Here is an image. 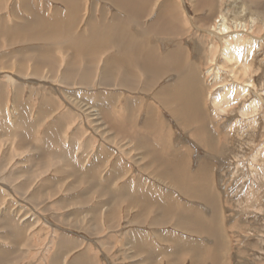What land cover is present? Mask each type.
<instances>
[{"label":"bare ground","instance_id":"6f19581e","mask_svg":"<svg viewBox=\"0 0 264 264\" xmlns=\"http://www.w3.org/2000/svg\"><path fill=\"white\" fill-rule=\"evenodd\" d=\"M8 1L10 2V4H13V5L17 6V7L19 6V4L23 3V5H22L23 7L21 6V10H24L23 12H21L23 14V16H17L16 20H14V25L13 26L9 23L10 19L8 18V14L5 17L3 15V12H1L6 7V5L9 4ZM41 1L43 3H45V4H48V3H50V1H52V2L57 3L58 5L55 7V9L50 11V13L49 12L41 13L34 6V5H36V0H14V1L13 0H0V14H1L0 15V72L6 71V72H10V73H14L15 74V76L10 75V74L9 75H5L6 79H1L0 78V148H1L0 149V154L2 153L0 155V156H2L0 158V189H1L0 190V199H1L2 195L4 196V193H3L2 189L5 188L6 186L4 185L5 187H3L2 184L5 183V184L9 185L11 188L13 187L15 189V191L17 192V194L19 196L23 197L24 201H27L25 199L33 201V199L35 198L33 203H35L34 205L38 208V206L41 207V203H42L41 200H36L37 199L36 196L38 195V193H40V191H42V188H46L48 186V184H50V185L52 184V186H54V182H50L49 179H44V181L42 180L44 183L41 186H38L36 184L38 183L39 180L36 181V179L39 178L40 176L38 175L34 179H31V180H30V177H31V172L33 171V165H35V163H37V162H40L43 159V157L50 156L51 152H52L53 156L54 155L60 156V154H56L54 152V151H57L60 147H59V138L57 137V132H55L53 130V126H54L53 123L48 125L46 130L42 127L44 130H43V132L41 131L42 130L41 126L46 124V123H48V119H49V116H50V112H47V108L44 109L45 103H48L47 107H49V104L51 103V102L49 103L51 98H49L47 96V94L50 93L49 90L55 89V87L59 83L68 84V86L71 85L72 87L75 86L76 88H79L81 90V89H84V88L94 89L95 85H93V83L96 80H97L96 83L98 82L100 84V86L112 87L113 89L118 87V84H117V82H118L120 84L119 86L124 87V88H128L127 90H130V89H132V86H130V85H133L132 83L135 82L134 81L135 79L132 78V77H136V75L134 73H132V69L135 68V67L136 68L138 67V68H141L142 70H144L145 77H146V82H147L148 85H150V82H152V81L156 82L159 78L164 77L165 75H166V78L167 77H172L174 75L175 76L174 82L164 85L160 89V93L159 94L161 95L162 99L165 101L164 104L167 105V108H169V110H171L176 116H178L182 120V122L185 123L186 125H188L191 122V120L193 119V116L196 115L197 112L203 114V112L201 110L202 108L200 106L201 105L200 101H201V97L202 96L204 97V99L209 98L210 100H212L211 101L212 105L211 104L210 105L213 106L215 114L216 113L217 114H223V113H227V111L232 114L235 110H237V114L241 115V118H242L243 122H247V121L250 122L249 119H248L250 117V115L253 112L258 111L260 109V107H262L261 105H263L264 99L262 98V94L256 91V93H255L256 94V98L253 99L251 101V103H249L247 105L244 104L239 109H237V107H235L236 101L238 99L244 98L245 97L244 95H246L249 91H252V87H255V84L253 83L254 81H253L252 78H248V80L246 79L245 81H243L244 82L243 85L239 86V90L235 94L233 93L231 88L225 87L224 90H222V92L219 95H215L213 93V91L216 88L213 87V89H211L210 88V83H207L204 80V78H203L204 74H203V72H201L203 70H200L199 75H198V72H197V71H199L198 68H201L202 66H200L199 61L195 62L196 60L194 59V57H192V60L189 61V59H187L186 56H185L184 50H181L179 48H177L176 50H174L172 52H167L165 54H159L155 50L154 45H152V43L149 42L150 44H148L146 42L147 40L146 41H144L145 39L143 40V38H142L143 36L139 35L137 32L136 33L133 32L134 34H132V28L135 29L134 27H140L141 28V32H142V16L144 15V13H146V11H148V9H154L156 7V5L157 6L159 5L160 7L164 8V12L165 13H163V9H161V10H159L156 13L155 16L152 17V20H149V21L146 22V24H148V25H147V27H146V29L144 31L147 32L148 35H154V36L158 37L161 34H172V33H175V34L178 35V34H181V33H183V34L190 33L193 29L191 27H187L186 26V23H187V21L189 19L188 16H190V15H189L187 9L182 8L183 6L182 7H178V6H181V1L183 2V0H179V2L176 1V0H100L105 5L106 4H111V5L115 6L117 9L119 8L118 10H123L124 11V16L123 15L120 16V14L118 12H115V13H113L114 16L111 18V20L110 21H106L108 17L106 16V13L102 10V12H101L102 13V15H101L102 19H101L100 23H97V22H99L98 21L99 17L97 18L95 16L97 19L94 20V14H95V11H96L94 8L98 9L97 8V5L99 4L98 0H41ZM190 1L193 4L192 7H194V11L196 13L197 12H198V14L203 13L207 17L209 16L208 18L207 17L203 18V19L200 18L203 21L204 24H209V25L204 26L202 24H199V27L197 28V30L199 29L201 33L200 34H196V35H198L197 37L199 38V40L195 39V44L198 43L199 49H200V47H202V49H204L205 48L206 39L210 40L215 35V42H214L215 45H216L217 41H220V42L222 41L223 43L225 42L224 43L225 45L222 44L223 47H221V49L219 51V56L222 59V61H221L222 64H229V66L231 65V68H229V69H231L230 73L236 74L235 73L236 71L234 72V69H235V67H234L235 64L234 63H240V65H242V66H240L239 69H241L243 74H247L249 72V68L251 67V64H252V58H251L252 56L251 55L254 54V51L252 50V46L248 47L249 50H248L247 54L244 53L245 54L244 55V59H242L241 58L242 57L241 53L239 52L238 49L235 50V48L232 47V45H234V44H232V40H230L228 38H229V34H231L230 38H232V37H235V38L241 37L242 34L244 33L243 31L247 32L248 28L245 29L246 26L244 25V27L242 28L243 31L233 32V30H232L233 29L232 28L233 25L228 23V18L225 15H222V17L220 19H217L218 23H216V21H215V23L212 24L209 21V20H211L210 19V14L213 13V11L215 10L216 7H217L216 9H219L218 6H220V8L222 6V4H220V2L217 1V0H190ZM162 2H164V4ZM14 3H16V4H14ZM88 4L91 5L90 10H94L93 13H92V11H90L88 13V10H87V7H86ZM161 4H163V5H161ZM173 5L176 6L175 8H179V9L182 8L183 11L179 12V13H176V11L174 12V9H173L174 6ZM60 7H62L63 9H60ZM165 10H167V12ZM152 11L153 10H151L150 12H152ZM180 11H181V9H180ZM17 12H20V11L14 10V14L15 15L18 14ZM21 13H20V15H21ZM153 14L154 13H152V15ZM87 15H88L89 19H91L90 22H89L91 24L89 30H86V31H83V32L79 31L77 33H74V30H73L72 26L74 25V27L77 28L75 25H77V23L79 25V23H81L79 21L84 20ZM202 16H204V15H202ZM82 23H83V21H82ZM202 31H203V33H202ZM241 32H242V34H241ZM232 33H235V34H232ZM183 34H181V35H183ZM226 35H228V38L226 37ZM192 37L194 38L195 36H192ZM242 37H244V36H242ZM226 38H227V40H226ZM224 39H225V41H224ZM234 42H235V40H234ZM19 43H22L23 46L24 45L25 46L21 47L19 49H15V50L11 51L10 53L9 52L8 53H6V52L2 53L3 47H5L7 45L9 47H13V46H15L16 44H19ZM153 44H154V42H153ZM215 45L211 44L209 47L212 49L213 47L215 48ZM241 45H242V42H241ZM246 45H250V44H246ZM251 45H253V44H251ZM179 46H181V45H179ZM177 47H178V44H177ZM237 47H238V45H237ZM158 50L162 51L161 49H158ZM160 51H158V52H160ZM213 51H214V49H213ZM98 52L106 54V56H104V58L102 59L103 60L102 63L99 66H98V63H97L98 60L96 59V56H95L96 53H98ZM200 52L201 51H199L198 53H200ZM56 53L63 54V57H58V58L56 57L55 58ZM202 54L203 53H200V56L198 54L199 58H201V59H202ZM187 56H188V54H187ZM210 59H212V58H210ZM214 63H215V61H214ZM222 66L224 67L225 65H222ZM216 70L219 71L217 68H216ZM98 71H99V73H98ZM141 78H142V75H141ZM136 81H138V80H136ZM47 82H50V83L49 84H45ZM40 85L45 87L44 94L46 95L45 97L47 99L43 100V102L41 101L42 104L40 106V109L36 107L37 109H39L37 111V114H36V119L35 120L31 119V121H30L27 118L26 112L24 110V107H26L29 102H27V104L24 103V98H23L24 96L23 95L26 94L25 91H29L30 95L32 96L38 89L36 87H38ZM26 87H28V90H26L27 89ZM68 89H70V88H68ZM151 91H152V87H151ZM67 93H66V95H67ZM77 93L73 92V93H70V94L73 95V96H76ZM105 93L108 94V95H106ZM63 94H64V97H66L65 93H63ZM200 95H201V97H200ZM93 96L96 97L95 98V100H96L95 103H97V105L92 106V107H90V105H89V107L88 106L86 107V109H89L91 113H93V111L94 112L98 111L97 113H98V115H100L102 113V111H104V113H106V111H108V108L111 109V106L112 107L114 105L117 106L116 105L117 101H116V98L113 97V93H108L106 91H103V92L99 91L98 93H94ZM120 96L121 95H119V97ZM36 99H38V98H36ZM53 99H55V98H53ZM75 99H76V97H75ZM134 103H132V109H135L134 108L135 107ZM128 104L130 105V103H128ZM62 106L63 105H61V107ZM97 106H98L99 109H97ZM30 107H32V106H30ZM129 107L130 106H128L127 108H129ZM142 109H141V111H142ZM149 110H151V109H149ZM231 111H233V112H231ZM60 112H58V113H60ZM124 112H125V114L127 113L126 110ZM133 112H134V110H133ZM60 114H59V116H60ZM153 117H154V115H153ZM60 119H62V118H60ZM127 119H129V118H127ZM195 119H197V118H195ZM198 120H200V122H201L200 123L201 128L197 129V131L201 132V129H205L206 126H209L208 125V121H206L204 119H201V118H198ZM78 122L79 121H77V123ZM232 122L233 123L230 124L232 128H230V129H237V131L241 132V130L238 128L239 125L241 124V120H235V121H232ZM67 123H68V121H67ZM73 123H75V122H73ZM77 123L74 124V125H77ZM200 125H198V126H200ZM101 128H102V126H101ZM71 129H72V127H71ZM229 132H230V130H229ZM74 134L76 135L77 132L74 133ZM74 134H73V136H74ZM120 134H122V133H120ZM120 134H118V135H120ZM149 134H151V133H149ZM105 135H107V134H105ZM164 135H165V133H164ZM198 135L200 136V134H198ZM77 136H78V134H77ZM61 139H63V138H61ZM80 139L84 140L83 138H79V141H80ZM226 141H228V140H226ZM205 142L209 146L210 150H207L208 152L206 151L205 155L202 156L201 160H199L200 164H201V167L199 168V164H198V168L199 169L197 171H194L196 173L194 175H192V173H191V176H193V177H191L189 175L193 180L197 181V186H202V189H200L199 187H192L193 185H191V184H194V181L190 180L191 178L189 176H188L189 180L192 181L193 183L190 182V184H189L188 183L189 181L188 182L187 181H183L182 186L185 188L186 192L188 190L190 192H192V194L195 196V198L197 197V198H200V199L204 200L205 202H208V200L210 199L209 198V191L210 190L208 191L209 187H207V190H204V187L210 185V184L208 185L207 182H206V180H207L206 177L211 172V171L210 172L208 171V167L210 166V164L212 165V163H210V157L214 156V155L217 156L218 154H221V151H220V153L216 152L217 151L216 149H218V147H219L218 145L219 144H218V140L215 137H213V135H211V137H209V138L206 137L205 138ZM65 143H67V142H65ZM77 143L79 144V142H77ZM82 143H83V141H82ZM137 143H138V141H137ZM206 143L205 144L203 143V144L206 145ZM220 143H221V141H220ZM207 145H206V147H208ZM73 146H74V144H73ZM222 147H225V146H222ZM64 150H65V148H64ZM222 150H224V149H222ZM165 151H166V149H165ZM11 152L12 153L15 152L16 156H17L16 157L17 159L15 158V156L13 157L14 158L13 161L16 159L15 160L16 163H14L15 167L10 169L9 168L10 166H9L8 168L10 169V171H8L7 169H6L7 171H4L5 167H7V165H8V163H7L8 159L10 158V157L6 158V156H8V153L10 154ZM121 152L123 153V151H121ZM209 152L212 153V154H210V156L208 158H206L207 157L206 154L209 155ZM78 153H79V151H78ZM98 153H99V151H98ZM106 153H107V151H106ZM184 153H182V154H184ZM22 156H23V158H20ZM174 156H177V155L175 154ZM136 157H137V155H136ZM183 157H184V155H183ZM167 158L168 157H166L165 159H167ZM154 159L152 161H154ZM60 160H62V159H60ZM158 160H160V159H158ZM158 160H157V162H158ZM254 161H255V163H254L255 165L252 164L251 167L254 168V174L256 176L255 179L259 182V184H256L254 182L253 185L250 186V188L246 192V194L244 196H242V198H241L242 200L240 201V203H241L242 209L244 208L243 211H245V212H247L245 210V208L246 207L248 208L249 206H251L252 202L257 197V195L262 194V188L264 187L263 186L264 185V166L262 165L263 166L262 167V171H258V168H257V165L259 166V163L260 164L264 163V156H263V154L261 155V151H259L257 153V155L254 158ZM61 162H63V161H61ZM160 162H162V160H160ZM165 162H166V160H165ZM17 164H18V166H17ZM159 164H161V163H159ZM66 165H68V167H70L72 165L71 161L67 160ZM145 165H146V163H145ZM51 166H53V165H51ZM159 166L160 165H158V167ZM170 166H171V164L169 163V165L167 164L165 166V168L167 170L170 169L171 172L174 173L176 170L172 171V169H176L177 166L175 168L174 167L170 168ZM35 167H36V165L34 166V168ZM161 168H162V165H161ZM177 168H179V167H177ZM156 170H158V168ZM179 170H181V167L179 168ZM68 171L69 172L72 171V173H77V172H75V170H71V169L70 170L68 169ZM145 171H147V170H145ZM160 172H161V174L162 173L164 174L166 171L162 172V170L160 169ZM166 173H165V175H166ZM176 173H174V175ZM188 173H187V175H188ZM151 174H153V173H151ZM180 174H182V173H180ZM70 175H75V174H70ZM92 175H94V174H92ZM158 176H159V174H158ZM161 177H162V175H161ZM20 178L21 179L25 178L27 180L20 181ZM173 179H175V176H174ZM185 179H183V180H185ZM155 180H158V178L155 179ZM175 180H177V179H175ZM179 180L180 179L178 178V181H177L178 183H179ZM34 181L36 182V184L33 183ZM73 181H75V180H73ZM207 181H209V178H208ZM205 183H206V185H205ZM92 184L94 186H96V183H92ZM173 184H174V181H173ZM179 184H181V181H180ZM211 184L213 185L214 182L211 183ZM58 185H59L58 182L55 183V186H58ZM36 186H38V187H36ZM78 186H80L79 183L76 185L73 182V183L69 184L68 189H66L64 187V188H61L60 191H55L52 196L49 195L50 198L51 197L53 198L54 196H58V195L63 194V196L61 197V199L62 198L63 199L61 201H59V202L54 201V202H57L56 203L57 205L55 206L54 209H57L56 212L59 213L57 216H55L56 219L58 220L57 223L59 225L61 224L63 226L67 225L68 227H72L73 225H76V224H78L81 221V219H80V221L77 222L75 219H73V217H68V215L66 214V212H67L66 210H68L66 207L71 205V200L75 199L77 196H75L73 194L71 197L68 198V196H65V192H69L70 191L69 193H71V192L74 193L78 189ZM159 186H160V184H159ZM212 187L213 186H211V188ZM102 188L104 190L107 189L105 186L102 187ZM96 189H98V188H96ZM148 189H150V187H148ZM174 189H176V188H174ZM66 190H69V191H66ZM151 190H154V189L152 188V189H150V191ZM101 191H102V189H101ZM110 192H111V190L109 191V193ZM213 193H215V192H213ZM101 194H104V193H101ZM167 194H168V192H167ZM181 194H183V193L181 192ZM40 195H39V197H40ZM44 195L46 197L45 193L43 194V196ZM79 195H82V193H80ZM12 196H14V195H12ZM132 196H134V195H132ZM218 196H220V194ZM259 196H261V195H259ZM104 197H106V196H104ZM46 198H48V197H46ZM103 198L101 197V199H103ZM117 198H119V197H117ZM190 198H192V197H190ZM111 199L113 200V198H111ZM80 200H82V199H80ZM2 201L0 202V264H15V263L19 262V261H14L13 260V258H15V257H17L18 259H21V260L25 259V258H28V255L26 253H25V255H21V256L18 257V254H17V250L18 249L17 248H19L20 244L22 245L23 243H26V247L31 249V248H34V247L38 246V242H37L36 239H32V236L30 238H27L26 233H24L26 228L29 226L28 223H26V226L24 228H21L18 224H16L14 218L11 219V218L6 216V214L7 215H11V211H13L12 213H14V215H16L15 212L18 215H20L19 211L22 210V207H16V209H15V207H14L15 205L14 204L16 202L15 203L14 202L13 203L12 202L9 203V201H8V203H4ZM160 201L161 200H159V203H160ZM188 201H190V200H188ZM191 201H193V200H191ZM46 202H47V200H46ZM74 202H76V201H74ZM68 203H69V205L66 206ZM123 204H121V205H123ZM47 205H49V204H47ZM51 205H52V203H51ZM209 205H212V204H209ZM84 206H87V205H84ZM90 206H92V205H90ZM116 206H118V205H116ZM168 207H169V205H168ZM194 207L195 206H193V208ZM260 207H259V209H261ZM18 208H19V210H18ZM92 208H93V206H92ZM120 208H122V206ZM151 208H155V207L152 206ZM12 209H14L16 211L14 212V210H12ZM64 209H65L66 212H64ZM164 209H167V208H164ZM207 210H208V207L206 208V210L204 209V211H206V212H207ZM211 210L213 212V208ZM52 211H53V209H52ZM78 211L80 212V210H78ZM160 211L163 213L162 215L165 218H168L167 217V212H169L170 210L169 211L166 210L167 211L166 212L165 210H163L161 208ZM49 212H51V211H49ZM161 212H158V214L161 215ZM195 212H196V210H195ZM57 213H55V214H57ZM201 213L202 212H200V214ZM211 213L209 214L210 217H208L209 223H206L203 220L202 217H201L202 219H199L200 216L197 215V214H199L197 212L195 214L193 212L192 213H187V212L183 213L181 215V217H180L179 226L184 228L186 231H189V232H191L193 234L198 233V234H201L203 236L204 235L208 236L209 239L212 240L211 242H213L218 247L216 250H214L215 252L212 255V257L210 255L211 251H210L209 255H208V253L204 254V252H202V251L200 252V249H198L197 246H194L195 244L193 245L191 242L187 243L188 242V240H187L184 245H182L180 242L179 243L177 242V244L174 245V249H173V247H171L172 249L168 248L167 251H168V254H169V258L171 259L170 260L171 262L169 264L175 263V262H173V260L178 258V255L181 254L180 252L182 250H188L189 248H193L195 250V251L193 250V253H191V261H192L191 263L192 264H199L198 262H200L201 259H205L207 257H209L211 259V264H212V263H214V261L212 259L214 256L216 257L215 263L220 264V256H219V254H217V251L219 250L220 247L223 248V245L221 243L222 239H221L220 233L218 232L219 230H218V225H217V217L213 218V215H211ZM206 214L208 215V213H206ZM221 214H222V212H221ZM128 215H130V214L128 213ZM87 216H86V218H87ZM149 217H150V215H149ZM134 218H137V215ZM158 218H159V216H157L156 219L158 220ZM224 218L226 219V217H224ZM94 219H95V217L93 219H91L90 222L95 223ZM131 219L132 218H130V220ZM44 220H46V219H44ZM219 220H221V219H219ZM164 221H165V219H164ZM42 222H43V224H41ZM127 222H129V221H127ZM131 222H136V220L131 221ZM36 223L39 224V225H43L42 229H44V230H45L46 226L50 228V225L48 226L46 224V223H48V221L44 222L43 220L41 221V219H37ZM80 223L81 224H87V225L89 224V222H84V220L81 221ZM157 223L158 222L156 221V225H157ZM165 223H163V224H165ZM219 224H220V221H219ZM61 225H60V227H62ZM91 225H90V227H91ZM159 225H160V222H159ZM160 226H162V225H160ZM165 226H167V225L165 224ZM56 227H58V226H56ZM82 227H84V225ZM53 228H55V227H53ZM221 228L223 229L222 226H221ZM51 229H52V227H51ZM85 229H87L88 232H91V235H92V233L96 232V229H95V232L91 231L90 230L91 228L88 229L87 227H85ZM104 229H105V226H104ZM47 230H48V228H47ZM57 230H59V229L57 228ZM93 230H94V228H93ZM164 230H166V229H164ZM51 232H52V230H51ZM57 232L59 233V231H57ZM84 232L86 233V231H84ZM183 232H185V231H183ZM189 232H187V233H189ZM54 233H55V229H54ZM50 235H51V233H50ZM93 235H95V234H93ZM53 236L52 237H50V236L47 237V235H45V234L43 235L44 238H47V239H45V241H46L45 245L47 244L48 246L46 245L45 247L48 250H50L52 248L51 247L52 244H55L54 243L55 242L54 241V239H55L54 237L55 236L54 237ZM58 236H59L58 237V245H57L58 248H56L54 254L51 256V263L52 264H62V258L65 257V249H67L68 246H70L69 245L70 242L67 243V241L69 239L67 233H65L63 231H60ZM135 236L136 237L133 236L134 240H135L134 243H133L134 246L132 245V247H131L132 252H134V253H132V256L133 257H135V256L140 257V255L143 254L142 251L140 250V248H142L141 245L144 246V243H142L143 237H142V235L139 232H137ZM163 236H164L163 239H166V242H171L173 244V242H172L173 238L169 237V239H168V236H166V232H165V234H163ZM165 236H166V238H165ZM175 236H177V235L175 234ZM175 236H174V238L175 239L178 238V241H179V237H175ZM37 238L40 239L39 235L37 236ZM49 239L51 241H49ZM71 239H72V237L70 238V240ZM240 240H242V239H240ZM43 245L44 244H42V246ZM102 245H104V244H102ZM80 246H79V248H80ZM127 246H128V244H127ZM8 247H11L12 250H8L7 249ZM114 247H116V246H114ZM109 248H112V247H109ZM51 251H52V249H51ZM106 251L108 252V250H106ZM109 252H110V249H109ZM147 253H148L147 255H151L152 254L151 251H148ZM142 257H143V255H142ZM134 259H136V258H134ZM74 260L76 261V259H74ZM152 260H154V259H152ZM30 263H28V264H30ZM154 263H156V262H152V263L150 262V264H154ZM75 264H77V261H76ZM133 264H141V263L135 262ZM175 264H178V263H175ZM204 264H205V262H204Z\"/></svg>","mask_w":264,"mask_h":264},{"label":"crops","instance_id":"0c3cea01","mask_svg":"<svg viewBox=\"0 0 264 264\" xmlns=\"http://www.w3.org/2000/svg\"><path fill=\"white\" fill-rule=\"evenodd\" d=\"M98 2H99V4H100V2L103 3L100 0H98ZM8 3H10V2L8 1ZM162 3L164 4V2H162ZM163 4H161V5H163ZM10 5H13V4H10ZM22 5H23V3L19 4V7H21ZM101 5L102 4H100L99 6L103 7V5H105V4H103L102 6ZM106 6L111 7V13L108 15V18L106 21H110L111 18L114 16L113 13H115V12H118L120 14V16L121 15L124 16L123 10H118L119 8L117 9L115 6H113L111 4L110 5L108 4ZM158 6L156 5V7L154 9H148V11H146V13H144V15L142 16V32H141L140 27H134L135 29L132 28V34L137 32L139 35L143 36L142 37L143 40L144 39H145L144 41L147 40L146 42L148 44L152 43V45H154L155 50L159 54H165L167 52H172V51L176 50L177 48L184 50L186 58L189 59V61H191L192 58L188 52V50H190L189 49L190 43L188 41H186V37L190 36V40L193 39L192 36H195L194 38H196L197 32L195 30H192L190 33H186V34L181 33L183 35H181V34L177 35L175 33H172V34H161L158 37L154 36V35H148L147 32L144 31L148 25V24H146V22L149 20H152V17L155 16L159 10L163 9V13H165L164 8H162L160 6L158 7ZM86 7L88 10V13L90 11H92V13L94 12V10H90L91 7L89 5H87ZM175 7L176 6L173 7L174 12L176 11V13H179V12L183 11L182 8H185V5H183L182 1H181V6H178V7H182V8H180L181 11L179 8H175ZM14 10H15V5H14V8L11 12L13 14H10V15L8 14V18L12 21H14L17 18V16H23L22 13L20 15V12H17L18 14L15 15ZM149 10L150 11L153 10V11L150 12ZM165 11L167 12V10H165ZM101 12H102L101 9H99V10L96 9V11H95L94 20L99 17L98 18L99 22H97V23L101 22V19H102L101 18V15H102ZM152 13H154V14L152 15ZM6 14L7 13H5L4 15H6ZM88 19H89V17L87 15L85 17V19L82 20L83 23H82V21H79L81 23H79V25H78V23H77V25H75L77 28H75L73 25L72 27H73L74 33H77L79 31L83 32V31L89 30V28L91 26V24L89 22L91 19H89V20ZM189 22H190V25L193 26V24H192L193 22L192 21H189ZM197 28H196V30H197ZM186 35H188V36H186ZM153 42H154V44H153ZM177 44H178V47H177ZM16 45H18V44H16ZM179 45H181V46H179ZM158 49H161L162 51H160ZM12 50H15V49H12ZM158 51H160V52H158ZM187 54H188V56H187ZM95 56H96V59L98 60L97 63L99 66L102 63V61H103L102 59L104 58V56H106V54L98 52V53H96ZM198 69H199V71H197V72L199 75V72H200V70H202V68H198ZM98 73H99V71H98ZM132 73H134L136 75V77H132L135 79L134 80L135 82L132 83L134 86L130 85V86H132L133 90L132 89L127 90L128 88H125L124 92H123L122 90L118 89L119 87H121V86H119L120 84L118 82H117V84H118L117 88L113 89L112 87H103V86H100V84L98 82L96 83V81H97L96 80L93 83V85H95L94 89L84 88V89L80 90L79 88H76L75 86L72 87L71 85L68 86V84L59 83L57 85L58 87L56 86V88H58V90L50 92L49 94H47V96L49 98H51V100L49 101V103L50 102L51 103L49 104V107H47L48 103H45L44 109L47 108V112H50V116L48 119V123L42 125L41 128L43 127L46 130L48 125L53 123V125H54V126L52 125L53 130L55 132H57V137L59 138V147H60L57 150L58 152L57 151H54V152L56 154H60V156H56V155L53 156L52 152H51V155L49 154L50 156L43 157V159L40 162L36 161L37 162V163H35L36 167L34 168L35 165H33V171L31 172L30 180L34 179L36 176L39 175L40 177L36 179V181L39 180L38 183L36 184V182L34 181L33 182L34 184L41 186L44 183L43 182L44 179H49L50 182H54V186H52V184L51 185L48 184L49 187L47 186L46 188H42V191H40V193H38V195H37L38 197L36 196V198H37L36 200L42 201L41 207L38 206V208H37L34 205L35 203H33V201L35 198L33 199V201L25 199L27 201H24V202H25V206L30 209L29 211L32 212L33 215L37 216L39 219H41V221L42 220L44 222L48 221V223H46V224L48 226L50 225V228L46 226L44 233H45V235H47V237L48 236L52 237L54 235L55 237L54 236L53 237L55 238L54 239L55 244H52V246H51L52 251H51V249L48 250V252H49L48 254H40L41 251H44V247L47 244L43 248L34 247L31 249H29V248L27 249L26 243H23L22 245L20 244V246L18 248L19 250L17 251V254H20V253L28 254V253H30V255L28 258H25L22 260L15 257V258H13L14 261H19V262L27 261V264L30 262H31L30 264H33L36 262H38L37 264H42L41 262H43V264H52L50 257L54 254L56 248H58V246H57L58 245V237H59L58 234L60 233V231L67 233L68 238H69L67 243L70 242L69 243L70 246H68V248L65 249V257L62 258V264H75L76 261H77V264H116V263L117 264H127V263L133 264L135 262L145 263V264L146 263L150 264V262L151 263L156 262L157 264H161V263L162 264H169L171 262L170 261L171 259L169 258V254L167 251L168 248L172 249L171 247H173V249H174V245H176L177 242L178 243L180 242L182 245H184L187 240H188L187 243L191 242L193 245L195 244L194 246H197L198 249H200V252L202 251V252H204V254L208 253V255H209V253L211 251L212 254L210 253V255L212 257V255L215 252L214 250H216L218 248L215 244H212L210 242L212 240H210L209 237L206 235L203 236V235L198 234V233L193 234L189 231H186L184 228L179 226V224H180L179 221H180V217L183 213H186V212L192 213L193 212L195 214L197 212V213H199L197 215L200 216L199 219L203 218V220L206 223H209L208 217H210L209 214L212 212L211 209L213 208V212L211 213V215H213V218L217 217V225H218V230H219L218 232L221 235V239H222L221 243L223 245V248L220 247L219 250L217 251V254H219V256H220V264H231L230 262L232 261V251H233V249H232V233H229L228 230L232 229V227H229V223H228V219H227V213H226V205H225L226 202L224 200L222 192L217 188V184H216L217 180L215 178V170H216V167L218 164L217 163L218 162V160H217L218 156H215L213 154L214 156H212L210 158L212 161V165L210 164L211 172L209 174L210 176L207 175V177H206L207 180L209 178V181H207L205 179L207 184L208 185L210 184L209 186L204 187V190H207V187H209L208 191L210 190L209 191V198L210 199L208 200V202H205L204 200L197 198V197L195 198V196L192 194V192H190L189 190L186 192L185 188L182 186L183 181H187V182L189 181L188 182L189 184H190V182L193 183L192 181H194V184H191V185H193L192 187H199L200 189H202V186H197V181H195L191 178V177H193V176H191V173H192V175H194L196 173L194 171H197L201 167L199 160H201L202 156H204V154L203 155H200V154L197 155L198 154L197 148L198 147L203 148V150H205V152L207 150H210L209 146L205 142V138L206 137L209 138V137H211V135H213V137H215L219 143L216 125L214 124V117L212 116L211 110L206 109V105H205L206 101H205L204 97L203 96L201 97V95H200V97H201V101H200L201 105L200 106L202 108L201 110H202L203 114L197 112V114L194 115L195 117L193 116V119L191 120V122L188 125H186L185 123L182 122V120L178 116H176L171 110H169V108H167V105L164 104L165 101L162 99L161 95L159 94L160 89L164 85L174 82V79H175L174 75L172 77H167V78L165 75L164 77L159 78L156 82L155 81H152L153 83L150 82V85H148L146 82L144 70H142L141 68L135 67L132 69ZM141 75H142V78H141ZM203 78L206 81L204 75H203ZM136 80H138V81H136ZM67 87L70 89H68ZM151 87H152V91H151ZM60 88H63V89H60ZM99 91H102V92L106 91L108 93H113V97H115L116 101H117V104H116L117 106L114 105L113 107H111V109L108 108V111H106V113H104V111H102V113L100 112L101 113L100 115H98V113H97L98 111H95V112L93 111V113H94L93 114L90 112L89 109H86V107L87 106L89 107V105H90V107L97 105V103H95L96 97L93 95H94V93H98ZM69 92L70 93H73V92L77 93L78 92V93L76 94V96H73ZM61 93L62 94L65 93L66 97H64V94L62 95ZM66 93H67V95H66ZM29 95L30 94H24L23 98H24V103L27 104V102H29L28 105L26 107H24V110L26 112L27 118L31 121V119L32 120L36 119L37 111L40 109V106H41L43 100H46L47 98L45 97L46 96L45 94H33L32 96L31 95L29 96ZM106 95H108V94H106ZM119 95H121V96L119 97ZM75 97H76V99H75ZM36 98H38V99H36ZM53 98H55L56 100ZM131 102L135 104V107H134L135 109H132V103ZM128 103H130V105ZM61 105H63V106L61 107ZM30 106H32V107H30ZM126 106L127 107L130 106V107L127 108ZM36 107L39 109H37ZM139 108H140V110H139ZM97 109H99L98 106H97ZM141 109L143 112L141 111ZM149 109H151V110H149ZM125 110L127 112L126 114L124 112ZM133 110H134V112H133ZM209 111L211 112V115H209L210 114ZM58 112H60L61 114ZM59 114H60V116H59ZM153 115H154V117H153ZM59 117L62 119H60ZM54 118H56V119H54ZM127 118H129V119H127ZM195 118H197V119H195ZM198 118H201V119L208 121V125H209V126H206L205 129H201V132L197 131V129L201 128V125H200L201 122H200V120H198ZM67 121H68V123H67ZM77 121H79V122L77 123ZM73 122H75V123H73ZM76 123H77V125H74ZM198 125H200V126H198ZM101 126H102V128H101ZM71 127H72V129H71ZM43 128L41 130L42 132L44 130ZM76 132H77L78 136H77V134L76 135L74 134ZM120 133H122V134H120ZM149 133H151V134H149ZM164 133H165V135H164ZM73 134H74V136H73ZM105 134H107V135H105ZM118 134H120V135H118ZM198 134H200V136ZM61 138H63V139H61ZM79 138H83L84 140L80 139V141H79ZM182 138H184V139H182ZM82 141H83V143H82ZM137 141H138V143H137ZM65 142H67V143H65ZM77 142H79V144ZM203 143L204 144L206 143V145L208 147H206V145H204ZM73 144H74V146H73ZM64 148H65V150H64ZM165 149H166V151H165ZM216 150H218V149H216ZM78 151H79V153H78ZM98 151H99V153H98ZM106 151H107V153H106ZM121 151H123V153ZM182 153H184V154H182ZM175 154L177 156H174ZM210 154H212V153L209 152V155L206 154L207 157L206 156L205 157L208 158L210 156ZM136 155H137V157H136ZM183 155H184V157H183ZM165 156L168 157L169 159L168 158L165 159L166 158ZM152 158L153 159L155 158L154 161H152L153 160ZM60 159H62V160H60ZM156 159L162 160L163 163L160 162V160H158V162H157ZM67 160L71 161L72 165L70 167H68V165H66ZM165 160H166V162H165ZM61 161H63V162H61ZM167 161L171 164L170 168H173V167L175 168L177 166L179 168L181 167V170H179V168H177V167H176V169H172V171L176 170L174 173L177 172L174 175V173L171 172L170 169L167 170L165 168V166L167 164L169 165V163ZM145 163H146V165H145ZM159 163H161V164H159ZM198 164H199V168H198ZM51 165H53V166H51ZM158 165H160V166L158 167ZM161 165H162V168H161ZM17 166H18V164H17ZM157 168H158V170H156ZM68 169L69 170L70 169L75 170V172H77V173H72V171L69 172ZM144 169L147 171H145ZM160 169L162 170V172L166 171L167 172V173L165 172L166 175H165V173L161 174ZM151 173H153V174H151ZM180 173H182V174H180ZM187 173H188V175H187ZM70 174H75V175H70ZM92 174H94V175H92ZM158 174H159V176H158ZM161 175H162V177H161ZM174 176H175V179H177V180L173 179ZM188 176L191 178L190 180H192V181L189 180ZM157 178H158V180H155ZM178 178L180 179L179 183L181 181V184H179L177 182ZM183 179H185V180H183ZM22 180L25 181L27 179H25V178L21 179L20 178V181H22ZM73 180H75V181H73ZM173 181H174V184H173ZM57 182L59 184L58 185L59 187L55 186V183H57ZM73 182L76 185L79 183L80 186H78V189L74 193H72V192L69 193L70 191L66 190L69 192H65V196H68V198H69L74 194L77 197L75 199L71 200V205H69V203L66 205V206L69 205L68 207H66L68 210H66L67 211L66 212L64 209V212H66L68 217H73V219H75L77 222L80 221V219H81V221L84 220V222H89V224L88 225L87 224H81L80 223L81 221H80L78 224L73 225L72 226L73 228L68 227L67 225L63 226L60 224L63 227L62 228L57 223L58 220L56 219L55 216H57L59 213H57L56 212L57 209H54V208L57 205L56 203L63 199V198L61 199L63 194L58 195V196H54L53 198L52 197L50 198V196H52L55 191H60L61 188L65 187L66 189H68L69 184H71ZM213 182H214V184L212 185L211 183H213ZM92 183H96V186H94ZM159 184H160V186H159ZM205 185H206V183H205ZM38 186H36V187H38ZM104 186L107 188L106 190H104L102 188ZM211 186H213V187L211 188ZM148 187H150V189L153 188L154 190L150 191V189H148ZM96 188H98V189H96ZM174 188H176L177 190ZM101 189H102V191H101ZM110 190H111V192L109 193ZM167 192H168V194H167ZM181 192L183 194H181ZM213 192H215V193H213ZM44 193L46 194V197H48V198H46L45 195L43 196ZM80 193H82V195H79ZM96 193L97 194L99 193V194L97 195ZM101 193H104L105 195L101 194ZM219 194H220V196H218ZM39 195H40V197H39ZM132 195H134V196H132ZM100 196L102 198L104 196H106V197L101 199ZM117 197H119V198H117ZM190 197H192V198H190ZM79 198L82 200H80ZM111 198H113V200ZM46 200H47V202H46ZM159 200H161L160 203H159ZM188 200H190V201H188ZM191 200H193V201H191ZM54 201H57V202H54ZM74 201H76V202H74ZM51 203H52V205H51ZM47 204H49V205H47ZM121 204H123V205H121ZM209 204H212L213 206L209 205ZM84 205H87L88 207L84 206ZM90 205H92L94 209ZM116 205H118L119 207ZM168 205H169V207H168ZM121 206H122V208H120ZM152 206L155 208H151ZM193 206H195V207L193 208ZM207 207H208V210L206 212V211H204V209L206 210ZM51 208L53 209V211ZM161 208L165 211L166 210L171 211V212L166 211L168 218H165L162 215L163 213L160 211ZM164 208H167V209H164ZM78 210H80V212ZM195 210H196V212H195ZM49 211H51V212H49ZM158 212H161V215L163 217L160 214H158ZM200 212H202V213L200 214ZM205 212L208 213V215ZM221 212H222V214H221ZM55 213H57V214H55ZM128 213L130 215H128ZM136 215H137V218H134ZM149 215L151 218L149 217ZM86 216H87V218H86ZM157 216H159L158 220L156 219ZM94 217H95L94 221L96 224L90 222L91 219H93ZM224 217H226V219ZM130 218H132L133 220L132 219L130 220ZM163 218L165 219V221ZM44 219H46V220H44ZM219 219H221V220H219ZM134 220H136V222H131ZM127 221H129L130 223ZM156 221L158 222L157 225H156ZM219 221H220V224H219ZM159 222H160V225H162V226L159 225ZM163 223H165L167 226H165V224H163ZM83 225H84V227H82ZM90 225H91V227H90ZM56 226H58V227H56ZM104 226H105V229H104ZM124 226H126V228H124ZM221 226L223 227V229L221 228ZM51 227H52V229H51ZM53 227H55V228H53ZM85 227H87L88 229L91 228L90 230L93 232H95V229H96V232L92 233V235H91V232H88V230L85 229ZM47 228H48V230H47ZM57 228L59 230H57ZM93 228H94V230H93ZM163 228L166 230H164ZM50 229L52 230L53 233H54V229H55V233L53 234ZM57 231H59V233ZM84 231H86V233ZM133 231H135V232H133ZM164 231L166 232V236H168V239H169V237L173 238L172 239L173 244L171 242H166V239H163L164 238L163 234H165ZM183 231H185V232H183ZM137 232H139L143 237L144 246L141 245L142 248H140V250L142 251L143 254H141L140 257H137V256L133 257L132 253H134V252H132L131 247L135 241L134 237H136L135 234ZM187 232H189V233H187ZM29 233L30 232L28 231L27 236H30ZM50 233H51V235H50ZM93 234H95V235H93ZM175 234L177 236H175ZM166 236H165V238H166ZM174 236L179 237V241H178V238L175 239ZM71 237H72V239H71L72 241L70 240ZM50 239H49V241H51ZM102 244H104V245H102ZM127 244H128V246H127ZM23 246H24V248H23ZM79 246H80V248H79ZM114 246H116V247H114ZM109 247H112V248H109ZM7 249L12 250L11 247H8ZM109 249H110V252H109ZM106 250H108V252ZM193 250H194L193 248H189L188 250H182L180 252L181 254L178 255V258L174 259L173 262L178 263V264H189V263H191L192 262L191 261V253H193ZM148 251H151L152 254L147 255ZM142 255L144 258L142 257ZM37 257H38V260H37ZM134 258H136L137 260ZM74 259H76V261ZM152 259H154V260H152ZM212 259L214 261V263H212V264H218V263H215V261H216L215 256ZM204 262H205V264H211V259L209 257H207L205 259L200 260L201 264H204ZM156 263H154V264H156ZM175 263H173V264H175Z\"/></svg>","mask_w":264,"mask_h":264},{"label":"rangeland","instance_id":"374dc122","mask_svg":"<svg viewBox=\"0 0 264 264\" xmlns=\"http://www.w3.org/2000/svg\"><path fill=\"white\" fill-rule=\"evenodd\" d=\"M176 1L179 2V0H176ZM217 1H219L220 4H222V6L221 8L220 6H218L219 9H216L217 8L216 7L215 8L216 11L214 10L212 14L209 13L210 19H211L209 21L212 24H214L215 21L216 23H218L217 19H220L222 15H225L228 18V23L233 25L232 27L233 32L243 31L242 28L244 27V25L246 26L245 29L248 28L247 32L243 31L244 32L243 34L241 32L242 36L244 37L241 36L238 38H235V37L230 38L231 34H229V38H228V35H226V37L232 40V44H234L232 45V47L235 48V50L236 49L239 50L242 56L240 57L242 59H244V55L247 54L249 50L248 47L252 46V50L254 51V54L251 55L252 64H251V67L249 68V72L247 74H243L241 69H239L240 66L242 65H240V63H234L235 64L234 72L236 71L235 72L236 74L230 73L231 69L229 68H231V65L229 66V64H222L221 62L222 59L219 56V51L221 47H223L222 44H224L225 42L223 43L222 41L221 42L217 41L215 45L214 43L215 35L213 36L214 38L212 37V39L210 40L206 39L205 48L202 49V47H200L201 50L199 49L198 43L195 44V39L199 40V38L196 37V38H193L194 40L193 39L190 40V36L186 35L188 36L186 37V41L190 43L189 45L190 50H188V52L191 58L194 57V59L196 60L195 62L199 61L200 66H202L201 68L203 70L201 72H203L206 82L210 83V88L211 89H213V87L216 88L213 91L215 95H219L222 92V90H224L225 87L231 88L233 93L235 94L239 90V86L243 85L244 83L243 81H245L246 79L248 80V78L253 79L254 81L253 83L255 84V87H252V91H249L246 95H244L245 99L244 98L238 99L237 100L238 102L236 101L235 103V107L239 109L244 104L247 105L251 103L253 99L256 98V94H255L256 91L261 93L262 98L264 99V0H217ZM9 4H7L8 6L6 5V7L1 11L3 12V15L5 13L9 15L13 14L11 12L14 8V5H9ZM100 4L103 5L104 3L100 2ZM100 4L97 5L98 10L99 9L103 10L106 13V16L108 17V15L111 13V7L106 6L108 4L103 5V7H100L99 6ZM182 4L185 5L184 9H187L190 15L188 16L189 19L186 23L187 27H191L193 30H196V28L199 27V24H202L204 26L209 25V24H204L203 21L200 19V18L203 19L207 16L203 13H200V14H198V12L196 13L194 11V7H192L193 4L191 3L190 0H186V1L184 0ZM57 5H58L57 3L52 2V1H50V3L48 4H45L41 0H36V5L34 6L41 13H44V12L50 13V11L55 9ZM88 5L91 7L90 4ZM60 9H63V8L60 7ZM94 9L96 10V8ZM15 10L20 11V13L24 11V10H21V7L19 6L18 7L15 6ZM6 15L4 16L6 17ZM189 21L193 22L192 24H193V27L195 26L194 28L192 27V25H190ZM9 23L12 26L14 25V21L12 20H10ZM196 31H197V34L201 33L199 29ZM232 34H235V33H232ZM241 42H242V45H241ZM21 44L22 43L16 46H13V47L5 46L2 49L3 51L2 50L1 51L2 53L4 52L8 53L12 49H19L25 46ZM211 44H214L215 48L213 47L211 49L209 47ZM236 44L238 45V47ZM246 44H250V45H246ZM199 51H201L200 53H203L202 59L199 58L200 56V53H198ZM56 57L57 58L63 57V54L56 53L55 58ZM222 65H225V66L223 67ZM216 68L219 71H217ZM9 74L15 76L14 73L2 71L0 72V78L6 79L5 75H9ZM49 83L50 82H47L45 84H49ZM26 88H27L26 90H28V87ZM36 88H38L37 89L38 92L36 91L34 94H44L45 87L40 85ZM60 89H63V88H60ZM118 89L124 91L125 88L119 87ZM56 90H58V88L55 87V89L49 90V92H53ZM25 93L30 94L29 91H25ZM205 101H206L205 102L206 109L211 110L212 116L214 117V124L216 123L215 125H216L217 135L219 139V143H218L219 147H218L217 152L220 153L221 151V154L217 155L218 164L215 170V178L217 180V183H216L217 188L222 192L224 200L226 202L225 205H226V213H227L229 227H232V229L228 230L229 233H232V249H233L232 261L230 263L231 264H264V187L262 188V194H259L261 196L257 195V197L252 202L251 206H249L248 208L247 207L245 208L247 212L243 211L244 208L242 209V206L240 203V201L242 200L241 199L242 196L246 194L250 186H252L254 182L256 184H259V182L255 179L256 176L254 174V168L251 166L252 164L255 165L254 158L259 151H261V155L263 154L264 156V101H263V105H261L262 107H260L258 111H255L250 115V117L248 118L250 122L248 121L243 122L241 115L237 114V110H235L234 112L231 111L233 112L232 114L229 113L228 111L227 113H223V114H217V113L215 114L214 108L213 106H211L212 100L207 98L205 99ZM211 112L209 111L210 113L209 115H211ZM235 120H241V124L238 127L241 130V132L237 131V129H230L232 128L230 124H232L233 123L232 121H235ZM222 146H225V147H222ZM197 153H198L197 155L199 154L205 155V151L203 150V148H200V147L197 148ZM14 156L15 158L17 157L15 152L14 153L11 152L10 154L8 153V156H6V158L7 157L8 158L10 157V158L8 159V162H7L8 165L7 167H5L4 171H7V170L10 171L11 168L15 167L14 163H16L15 160L17 158L13 161ZM1 157L2 156H0V158ZM20 158H23V156ZM210 163H212L211 159H210ZM262 165L264 166V163L263 164L259 163V166L257 165L258 171H262V167H263ZM210 167L211 166L208 167L209 172L211 171ZM2 185L3 187L5 186L6 187L2 189L4 193V196L3 195L2 196L4 198L1 196L0 202L4 199L2 201L4 203H8V201L9 203L16 202L14 204L15 209L16 207H22V210L19 211L20 215H18L15 212L16 210L12 209L14 210L16 215H14V213H12L13 211H11V215L6 214V216L11 219L14 218L16 224H18L21 228H24L26 226V223H28L29 226L26 228L24 233H26L27 235V232L29 231L30 236H27V237L30 238L32 236V239L37 240L38 246H36V248L38 247L43 248L46 243L45 239L47 238L43 237V235L45 234L44 229H42L43 225H39L36 223L37 219L39 218L33 215V213L29 211L30 209L27 208L25 206V202H23L24 201L23 197L19 196L13 187L11 188L9 185L5 183ZM259 207L261 209H259ZM41 224H43V222ZM124 228H126V226H124ZM38 235L40 239L37 238ZM142 243H144L143 239H142ZM211 243L214 244L213 242ZM42 244L44 245L42 246ZM48 253L49 252H48V249H46V247H44V251L40 252V254H48ZM21 255H25V253L18 254V257ZM27 255L29 257L30 253H28ZM37 260H38V257H37ZM37 263L38 262L33 263V264H37ZM41 263L43 264V262ZM15 264H27V261L18 262ZM141 264H145V263H141ZM199 264L201 263L199 262Z\"/></svg>","mask_w":264,"mask_h":264}]
</instances>
